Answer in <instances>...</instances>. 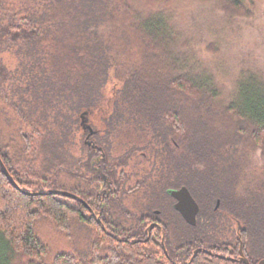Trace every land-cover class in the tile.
Wrapping results in <instances>:
<instances>
[{"label":"trees","instance_id":"obj_1","mask_svg":"<svg viewBox=\"0 0 264 264\" xmlns=\"http://www.w3.org/2000/svg\"><path fill=\"white\" fill-rule=\"evenodd\" d=\"M178 1L0 0V157L19 187L0 166V264H244L241 244L251 264L264 259V64L239 67L231 52L259 37L256 5L196 0L185 13ZM200 45L218 59L201 60ZM104 102L106 152L112 133L134 143L116 166L148 151L161 170L133 207L124 198L140 184L108 171L118 188L98 220L85 200L102 179L72 167L66 114ZM182 186L200 205L195 226L167 193Z\"/></svg>","mask_w":264,"mask_h":264},{"label":"rangeland","instance_id":"obj_2","mask_svg":"<svg viewBox=\"0 0 264 264\" xmlns=\"http://www.w3.org/2000/svg\"><path fill=\"white\" fill-rule=\"evenodd\" d=\"M250 3H255L256 5V12H257V21L260 23V34L259 37L255 41L250 42H242L240 46L237 49H234L231 51L234 55V60L236 63H239V67L244 64L243 61H249L251 63H258V64H264V0H247ZM198 5V2L196 0H179L177 3V10L178 12H185L188 13L191 10H195L196 6ZM198 52L200 55L201 60H203L205 63H213L218 58L214 57L212 53L207 51V48L205 45H200L198 47ZM229 54V52H226V55ZM117 80L114 79V77L111 78V82L108 83L105 90H102V96L101 99H109L112 96V93L115 89H117ZM116 87V88H115ZM100 92V93H101ZM105 104L101 106L99 109L96 108V111H94L95 115L91 116V123L96 126L97 128H100L105 131L109 130L108 127H104V122H108L110 118L108 116L110 115L107 113L106 109H109V104L104 102ZM103 104V103H101ZM106 107L104 110L103 107ZM70 113L66 114V117L68 120V124L66 126L67 132L66 135L68 136L67 144L71 142L77 141V150L73 151V158L72 161V167L75 166V168L78 170L80 168L81 171L86 172L84 168V160L85 156L87 154L86 148L83 147V140L76 129L75 122L79 118V115H77V109L76 107L69 110ZM108 118V119H107ZM70 127V128H69ZM72 129V130H70ZM101 130V131H102ZM118 135H115V133L111 134L110 141L112 142V150H109L107 154L109 155V158L111 162L116 166L117 162L119 161L117 158L121 157L122 155H125L131 147H133L132 144L129 143V140H125V143L123 142V139H120L117 137ZM102 139H100V143L107 148L105 145V139L101 135ZM69 140V141H68ZM124 146H123V144ZM122 144V145H120ZM132 145V146H131ZM145 145V144H144ZM143 145V146H144ZM140 146V147H143ZM74 152L76 154L74 155ZM147 153V154H146ZM80 159V160H79ZM124 162V165L121 166L119 164L116 166L117 173L120 175L122 171L126 174L124 176L122 182L124 183L125 180H127L126 184V190L128 188H133L135 186L138 187L140 184V187L137 188V190L133 193V195H130L125 197L126 206L129 204L133 207V201L136 199L134 198L135 195L143 194L146 191H148L150 188V183H153L156 179V177L159 178L160 176V170L161 166L154 158V154H150L149 152H135L131 153V155L127 156L126 158L122 159ZM80 164V167H79ZM126 164V165H125ZM123 190V189H122ZM129 207V206H128ZM240 225L237 222L233 221V227L235 230H237V226ZM44 233H46L48 236L50 233L49 228L42 229ZM224 235L230 236L232 235L230 232L225 231Z\"/></svg>","mask_w":264,"mask_h":264},{"label":"flooded vegetation","instance_id":"obj_3","mask_svg":"<svg viewBox=\"0 0 264 264\" xmlns=\"http://www.w3.org/2000/svg\"><path fill=\"white\" fill-rule=\"evenodd\" d=\"M77 115H79V118L75 122L76 129L78 130L83 140V144L86 147H88L90 150V153L86 154L85 156L86 158L83 161L84 168L87 173H90L92 176H94V179H95V173H99L102 179V182L100 183L101 191L97 193V195L95 196V199L92 200L93 203L90 202L89 204H87L86 203L87 201L84 199L85 205L89 209L90 213L94 214L95 217H97L99 220V216L102 215V210L99 209L100 202H103V200L105 199V196L109 197V193H110L109 190L112 187L115 190H117L118 188L115 185L116 181H113L111 178H109V175H108V171L113 172L115 168L117 169V167L112 162L110 164H107L104 162V160L107 158V152H106V147L100 143V139H102L101 135L103 136V138L105 137L104 135L107 131L104 130L103 132L102 129L97 128L91 123L92 122L91 116L95 115L94 110L89 109L88 111H84L83 114L81 112H78ZM88 163H89V167L87 168ZM79 167H80V164H79ZM78 171H81L80 168L78 169ZM173 200L175 204L176 200L174 198ZM155 213L159 214L157 210L155 211ZM155 231H156V234L158 232L160 233L162 237V243L164 245L166 236L164 233L163 225L161 224L159 220H156L153 218L150 220L149 227L147 228V232L149 233V235H151Z\"/></svg>","mask_w":264,"mask_h":264},{"label":"water","instance_id":"obj_4","mask_svg":"<svg viewBox=\"0 0 264 264\" xmlns=\"http://www.w3.org/2000/svg\"><path fill=\"white\" fill-rule=\"evenodd\" d=\"M0 166L2 168V171L6 175V177L9 179V181L17 188L18 185L14 181L13 177L10 175L8 172L7 168L5 167L1 157H0ZM51 194H59L62 196L70 197L72 199H77L80 201H84L80 197H78L75 194H72L70 192L66 191H57V190H52L50 191ZM168 195L173 197L176 200V203L174 204L175 210H177L182 217L185 219V221L192 225L195 226L197 224V217L200 212V205L197 202V200L194 198L192 195L191 191L189 190L188 187L182 186L181 188L175 189V188H170L167 191ZM219 206V202L217 204ZM238 229H241V225H239ZM240 261L243 262L244 264H251L250 261L244 256L243 252V246L241 244L240 247ZM259 264H264V259L259 262Z\"/></svg>","mask_w":264,"mask_h":264}]
</instances>
